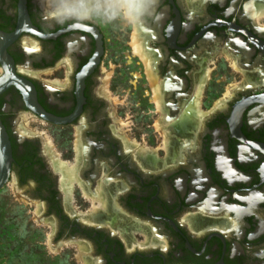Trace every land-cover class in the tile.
I'll list each match as a JSON object with an SVG mask.
<instances>
[{"label": "flooded vegetation", "instance_id": "flooded-vegetation-1", "mask_svg": "<svg viewBox=\"0 0 264 264\" xmlns=\"http://www.w3.org/2000/svg\"><path fill=\"white\" fill-rule=\"evenodd\" d=\"M0 178L77 263L264 264V0H0Z\"/></svg>", "mask_w": 264, "mask_h": 264}, {"label": "rangeland", "instance_id": "rangeland-1", "mask_svg": "<svg viewBox=\"0 0 264 264\" xmlns=\"http://www.w3.org/2000/svg\"><path fill=\"white\" fill-rule=\"evenodd\" d=\"M217 78L221 83L223 74L217 75ZM3 199L5 197L0 195V264H81L72 258L75 256L72 255L73 250H70L71 255H69L66 249L62 250L64 245L60 244L54 248L42 230L49 229L46 227L37 229V225L28 218V215L7 208L6 203L1 202ZM33 219L37 221L36 218ZM20 230L23 239L17 234ZM36 230L40 233L32 235V231L36 232ZM78 261L83 262L79 259Z\"/></svg>", "mask_w": 264, "mask_h": 264}, {"label": "bare ground", "instance_id": "bare-ground-1", "mask_svg": "<svg viewBox=\"0 0 264 264\" xmlns=\"http://www.w3.org/2000/svg\"><path fill=\"white\" fill-rule=\"evenodd\" d=\"M136 46V45H135ZM65 164V163H64ZM61 166V165H60ZM59 166V167H60ZM74 166V165H73ZM70 167V166H69ZM75 167V166H74ZM63 169V168H62ZM71 170V169H70ZM62 172V171H61ZM78 174V173H77ZM70 172H62V181H66V179L65 178H68V177H70ZM65 183V182H64ZM94 198V197H93ZM92 204H94L93 202H92ZM96 206V205H95ZM93 208V207H92Z\"/></svg>", "mask_w": 264, "mask_h": 264}, {"label": "water", "instance_id": "water-1", "mask_svg": "<svg viewBox=\"0 0 264 264\" xmlns=\"http://www.w3.org/2000/svg\"><path fill=\"white\" fill-rule=\"evenodd\" d=\"M3 184V179L0 178V187L2 186Z\"/></svg>", "mask_w": 264, "mask_h": 264}]
</instances>
